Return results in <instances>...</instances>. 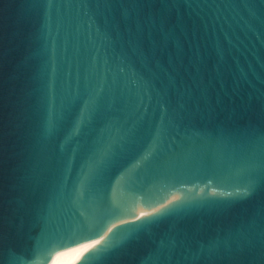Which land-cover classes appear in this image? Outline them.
Here are the masks:
<instances>
[{
    "label": "water",
    "instance_id": "water-1",
    "mask_svg": "<svg viewBox=\"0 0 264 264\" xmlns=\"http://www.w3.org/2000/svg\"><path fill=\"white\" fill-rule=\"evenodd\" d=\"M0 264H264V0H0Z\"/></svg>",
    "mask_w": 264,
    "mask_h": 264
},
{
    "label": "snow or ice",
    "instance_id": "snow-or-ice-1",
    "mask_svg": "<svg viewBox=\"0 0 264 264\" xmlns=\"http://www.w3.org/2000/svg\"><path fill=\"white\" fill-rule=\"evenodd\" d=\"M155 211V210H154ZM142 215H149L148 213H143ZM109 232L111 231V229L108 230ZM105 236H107V233H104V235L101 236L100 240L96 241V244L99 245L101 243V241H104ZM86 259V258H85Z\"/></svg>",
    "mask_w": 264,
    "mask_h": 264
}]
</instances>
